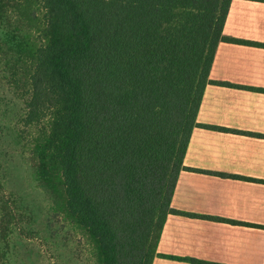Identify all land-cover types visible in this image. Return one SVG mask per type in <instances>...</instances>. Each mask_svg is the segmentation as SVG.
I'll return each mask as SVG.
<instances>
[{"label":"trees","instance_id":"1","mask_svg":"<svg viewBox=\"0 0 264 264\" xmlns=\"http://www.w3.org/2000/svg\"><path fill=\"white\" fill-rule=\"evenodd\" d=\"M232 1L0 0V56L32 69L38 178L99 264H211L157 249L169 215L210 218L171 202ZM0 215V259L15 264L24 214L1 199Z\"/></svg>","mask_w":264,"mask_h":264},{"label":"crops","instance_id":"2","mask_svg":"<svg viewBox=\"0 0 264 264\" xmlns=\"http://www.w3.org/2000/svg\"><path fill=\"white\" fill-rule=\"evenodd\" d=\"M157 253L264 264V0H233ZM153 264H192L156 257Z\"/></svg>","mask_w":264,"mask_h":264},{"label":"rangeland","instance_id":"3","mask_svg":"<svg viewBox=\"0 0 264 264\" xmlns=\"http://www.w3.org/2000/svg\"><path fill=\"white\" fill-rule=\"evenodd\" d=\"M32 13L30 33L39 39L45 14L40 2H35ZM14 61L11 54L0 56V200L16 201L24 214V232L30 234L17 240L14 263L99 264L87 234L38 178L34 145L44 131L43 126L27 123L32 69L29 63ZM0 264H5L3 259Z\"/></svg>","mask_w":264,"mask_h":264}]
</instances>
